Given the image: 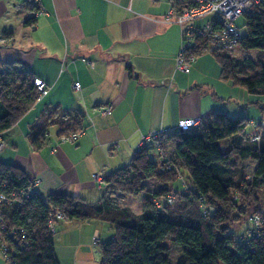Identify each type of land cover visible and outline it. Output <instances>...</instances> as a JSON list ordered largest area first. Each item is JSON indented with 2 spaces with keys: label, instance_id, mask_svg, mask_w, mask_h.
<instances>
[{
  "label": "crops",
  "instance_id": "crops-1",
  "mask_svg": "<svg viewBox=\"0 0 264 264\" xmlns=\"http://www.w3.org/2000/svg\"><path fill=\"white\" fill-rule=\"evenodd\" d=\"M193 1L40 0L31 7L26 0H0V61L27 69L49 87L48 94L2 134L0 154L30 179L41 180L35 193L43 198L69 195L94 204L103 198L104 188L93 175L106 177L124 168L151 132L176 130L181 120L201 121L212 112L264 121L260 103L223 78L211 51L199 56L194 49L197 56L188 74L179 69L184 26L168 14ZM39 8L45 13L35 17ZM77 82L79 91L74 89ZM105 105L113 107L111 115L95 116ZM76 117L81 118L77 130L84 129V134L75 144H59L62 134L77 131L60 123L69 120L72 125ZM41 123L48 128L37 150L29 135ZM234 142L227 141L226 151ZM244 167L252 174L257 163L248 161ZM145 184L148 192L161 190L155 180ZM113 197L124 200L120 207L141 215L142 201L136 214L132 196ZM56 229L60 264H99L100 243L114 239L113 227L102 220H65ZM4 261L0 257V264Z\"/></svg>",
  "mask_w": 264,
  "mask_h": 264
},
{
  "label": "trees",
  "instance_id": "trees-1",
  "mask_svg": "<svg viewBox=\"0 0 264 264\" xmlns=\"http://www.w3.org/2000/svg\"><path fill=\"white\" fill-rule=\"evenodd\" d=\"M256 12L243 17L246 32L238 47L246 53L257 51L259 66L254 74L240 76V60L200 39L195 54L211 51L225 80L249 95L264 96V9ZM36 78L17 64L0 61V134L38 104ZM76 118L72 125L69 120L60 124L75 131L81 121ZM251 123L246 118L209 113L196 129L164 138L161 149L168 161L161 160V151L154 145H145L128 165L105 177L103 198L94 204L69 195L43 198L34 189L21 208L1 207L10 229L22 228L27 233L28 246L16 247L12 260L15 264H60L55 256L56 231L48 227L50 211L58 210L67 221L102 220L113 227L114 239L100 243L99 264H264V235L248 237L250 216L260 215L264 227V121ZM47 128L46 123L32 128L29 137L34 149L44 144ZM257 135L260 141L252 142ZM229 139L235 142L223 152L220 143ZM151 152L157 154L156 161ZM248 161L257 163L252 174L244 167ZM170 164L184 177L187 192L177 173L167 170ZM0 179L7 181L9 194L33 183L22 169L1 162ZM149 180L157 181L161 190L148 192L145 183ZM116 193L141 198V215L118 206ZM170 194L176 195L173 207L166 203ZM155 201L162 202L161 208ZM203 206L211 208L209 214L204 215ZM246 224L248 228L241 233ZM236 233L242 235L236 237Z\"/></svg>",
  "mask_w": 264,
  "mask_h": 264
},
{
  "label": "built area",
  "instance_id": "built-area-1",
  "mask_svg": "<svg viewBox=\"0 0 264 264\" xmlns=\"http://www.w3.org/2000/svg\"><path fill=\"white\" fill-rule=\"evenodd\" d=\"M28 6H39L40 0H26ZM259 9H264V0H194L193 5L185 6L180 10L172 8L168 14V18L175 20L184 29L181 34V45L179 55L177 58V65L179 69L184 73L189 72L191 65L195 62L196 56L192 52L194 51L197 40H202L208 44V47L219 49L224 52H231L241 46L243 41V33L241 28L236 23L238 19L245 16H252ZM45 11L42 8L37 9L34 12V16L44 15ZM202 22L197 26V22ZM35 87L38 92V100H42L46 94H48L49 87L45 80L40 78L35 79ZM81 88L80 83L74 84V89L79 91ZM112 106L105 105L96 109L95 116L100 118H107L112 113ZM201 121L198 118L183 119L179 122L176 130L174 129H160L151 132L141 142L139 149L145 145H154L157 150L161 151V160L168 161L167 155L162 153V141L168 134L174 132H188L196 129L200 125ZM251 124H254L253 122ZM264 128V127H263ZM84 129H80L75 132L62 134L59 137V144H75L79 138L84 134ZM2 134H0V150L3 147ZM260 135L251 138L252 142H259ZM53 153L57 150L53 149ZM167 170H174L177 173L178 180L181 182L182 189L185 192L188 191V187L182 174L176 169L174 164H170ZM105 176L103 173H96L93 175L94 182L104 187ZM31 187L26 190H20L7 193L8 183L7 181L0 179V257L5 260V264H15L11 256L15 252L16 247L21 249L28 246L27 233L22 228H13L7 225L2 213L1 207L3 206H16L21 208L26 199H29L30 195L34 192V189L40 186L41 180L35 178L32 180ZM166 201L169 207H173L174 201H176V195L170 194ZM158 208H161L162 202L155 201ZM206 206H203L202 211L204 215L209 214V210ZM48 227L51 232H55L58 222L65 221L67 219L63 213L58 210H51L49 214ZM251 229L248 232L249 240L254 239L260 235H264V227L262 226V218L260 215H252L249 218ZM99 240L98 236L94 237V241Z\"/></svg>",
  "mask_w": 264,
  "mask_h": 264
},
{
  "label": "rangeland",
  "instance_id": "rangeland-1",
  "mask_svg": "<svg viewBox=\"0 0 264 264\" xmlns=\"http://www.w3.org/2000/svg\"><path fill=\"white\" fill-rule=\"evenodd\" d=\"M238 23L237 25L242 27V33L244 34L246 32L245 28H243V24H244V19L243 18H240L238 19V21L236 22ZM245 35V34H244ZM228 54L232 55L235 59H238L240 60V64L238 66V69L237 71L239 72L240 76L242 77H245L247 75H252L255 73V71L258 70V66H259V58H258V55H257V51H248L247 53L244 52L241 48H236L235 50L231 51V52H227ZM247 60H250V62L252 63H246ZM255 101L259 102L263 108H264V96H253L252 97ZM228 143L227 142H221L220 143V148L223 152L226 151V147H227ZM156 153L154 152H151V158L153 160H157L156 159ZM8 158H4L1 154H0V162L3 163V164H9L10 162H7L9 160H7ZM175 188H180V185L176 184L175 185ZM264 196V194H263ZM130 197V196H129ZM133 203L134 204H131V208L132 210H134V212L136 214L139 213V211H141V200L142 199H139V198H135L133 197ZM127 202V201H126ZM116 204L119 206V205H124L125 202L123 199H117L116 200ZM128 205H130V203L127 202ZM248 228V224L244 225V227H242L240 229V232L241 233H244V231ZM242 234L238 235V233H236V237H239L241 236ZM56 239V237H55Z\"/></svg>",
  "mask_w": 264,
  "mask_h": 264
}]
</instances>
